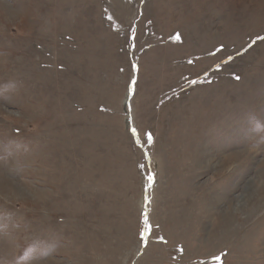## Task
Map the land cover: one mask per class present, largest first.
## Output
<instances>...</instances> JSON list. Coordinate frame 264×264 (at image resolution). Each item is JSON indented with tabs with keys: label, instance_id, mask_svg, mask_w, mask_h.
<instances>
[{
	"label": "rangeland",
	"instance_id": "1",
	"mask_svg": "<svg viewBox=\"0 0 264 264\" xmlns=\"http://www.w3.org/2000/svg\"><path fill=\"white\" fill-rule=\"evenodd\" d=\"M0 264H264V0H0Z\"/></svg>",
	"mask_w": 264,
	"mask_h": 264
},
{
	"label": "snow or ice",
	"instance_id": "2",
	"mask_svg": "<svg viewBox=\"0 0 264 264\" xmlns=\"http://www.w3.org/2000/svg\"><path fill=\"white\" fill-rule=\"evenodd\" d=\"M177 39H179V37H177ZM133 135H136V129H133ZM152 141V137L151 135L149 134L148 137H147V142H151ZM153 179V177H149V181H151ZM148 228H149V223H148V219L147 217H145V220H144V233H147L148 232Z\"/></svg>",
	"mask_w": 264,
	"mask_h": 264
}]
</instances>
